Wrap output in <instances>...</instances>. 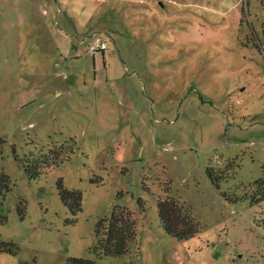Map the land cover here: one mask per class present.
Masks as SVG:
<instances>
[{"label":"rangeland","instance_id":"374dc122","mask_svg":"<svg viewBox=\"0 0 264 264\" xmlns=\"http://www.w3.org/2000/svg\"><path fill=\"white\" fill-rule=\"evenodd\" d=\"M70 138L68 161L28 178ZM263 166L264 0H0V240L19 249L0 264H264ZM59 179L82 194L75 218ZM159 197L197 234L167 235ZM116 207L137 238L106 257L95 230Z\"/></svg>","mask_w":264,"mask_h":264},{"label":"trees","instance_id":"16d2710c","mask_svg":"<svg viewBox=\"0 0 264 264\" xmlns=\"http://www.w3.org/2000/svg\"><path fill=\"white\" fill-rule=\"evenodd\" d=\"M76 142L73 139L66 140L58 149L49 150L48 153L40 159L27 161L24 170L29 179H37L41 174L46 173L53 167H58L70 159L74 153ZM208 176L214 179L211 172ZM215 180V179H214ZM256 192L255 202L264 201V166L262 168V178L255 182ZM57 194L62 205L68 210L72 218H75L82 211V194L79 191L68 190L64 187L62 180L56 182ZM9 190V178L0 173V196ZM141 211L142 202H138ZM157 210L159 222L164 232L178 240H185L193 237L198 232V224L194 221L189 209L177 199L170 197L158 198ZM21 217L23 208L20 205L18 209ZM6 217L2 215L0 208V223H5ZM99 252L106 257H120L128 253L129 247L137 238L136 220L133 213L128 208L116 207L112 210L107 219L101 220L95 230ZM18 247L11 242L0 240V252H6L16 256ZM68 264H93V262L70 258Z\"/></svg>","mask_w":264,"mask_h":264},{"label":"built area","instance_id":"2783aa9c","mask_svg":"<svg viewBox=\"0 0 264 264\" xmlns=\"http://www.w3.org/2000/svg\"><path fill=\"white\" fill-rule=\"evenodd\" d=\"M106 49H107V44L105 42H102L99 38H96L94 42V46L90 47L91 52H94L96 50L105 51Z\"/></svg>","mask_w":264,"mask_h":264}]
</instances>
